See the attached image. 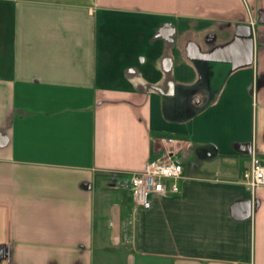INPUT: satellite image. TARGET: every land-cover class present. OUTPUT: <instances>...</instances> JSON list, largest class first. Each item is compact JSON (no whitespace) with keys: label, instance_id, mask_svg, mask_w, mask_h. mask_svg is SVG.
<instances>
[{"label":"crops","instance_id":"obj_1","mask_svg":"<svg viewBox=\"0 0 264 264\" xmlns=\"http://www.w3.org/2000/svg\"><path fill=\"white\" fill-rule=\"evenodd\" d=\"M182 98L195 114L167 115ZM168 138L200 164L136 206L121 184ZM252 152L264 0H0V264H94L125 241L160 264H264Z\"/></svg>","mask_w":264,"mask_h":264},{"label":"built area","instance_id":"obj_2","mask_svg":"<svg viewBox=\"0 0 264 264\" xmlns=\"http://www.w3.org/2000/svg\"><path fill=\"white\" fill-rule=\"evenodd\" d=\"M253 26V22H251ZM167 148L160 156H152L144 168L122 183L133 196L136 206L147 205L152 196H166L179 192V181L183 179V165L176 149V140H165ZM242 182L254 193L264 186V158L252 152L250 166L242 173Z\"/></svg>","mask_w":264,"mask_h":264},{"label":"rangeland","instance_id":"obj_3","mask_svg":"<svg viewBox=\"0 0 264 264\" xmlns=\"http://www.w3.org/2000/svg\"><path fill=\"white\" fill-rule=\"evenodd\" d=\"M193 154L187 159H184L182 158L180 153L179 156L183 166H187V164L192 165L194 163L200 164V160L199 158H197L196 153L194 155ZM104 181L109 184L111 183V181L107 179H104ZM115 194H120L124 196V191H117ZM131 248L132 244L130 243V241H125L122 248L119 249L120 251L109 250L102 252L97 249L95 253L94 264H160L158 261L155 262L150 259H143L142 257H139V255L134 253Z\"/></svg>","mask_w":264,"mask_h":264},{"label":"trees","instance_id":"obj_4","mask_svg":"<svg viewBox=\"0 0 264 264\" xmlns=\"http://www.w3.org/2000/svg\"><path fill=\"white\" fill-rule=\"evenodd\" d=\"M170 103H171V101H170ZM171 106H177V108L180 109V113H179V115H177V118H175V119H177V120L186 119V117L195 114V112H193L192 114H189V115L186 116L184 110H185L186 107H187V103H186V100H185L184 98L180 99V100L177 102V104H170V105L167 104V105H166V107H165V108H166L165 111H166L167 115H169V116H170V113H169V107H171ZM106 179L108 180V177H107Z\"/></svg>","mask_w":264,"mask_h":264},{"label":"water","instance_id":"obj_5","mask_svg":"<svg viewBox=\"0 0 264 264\" xmlns=\"http://www.w3.org/2000/svg\"><path fill=\"white\" fill-rule=\"evenodd\" d=\"M251 26L248 25H239L236 28V37H241V38H246L250 39L251 38Z\"/></svg>","mask_w":264,"mask_h":264}]
</instances>
